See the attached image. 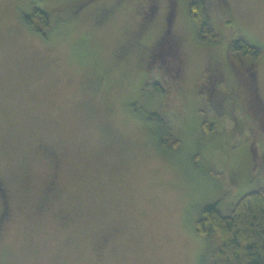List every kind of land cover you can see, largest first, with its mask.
Instances as JSON below:
<instances>
[{
	"label": "rangeland",
	"instance_id": "rangeland-1",
	"mask_svg": "<svg viewBox=\"0 0 264 264\" xmlns=\"http://www.w3.org/2000/svg\"><path fill=\"white\" fill-rule=\"evenodd\" d=\"M224 1L254 69L215 6L212 43L186 0H0V264H201L202 207L264 191V0Z\"/></svg>",
	"mask_w": 264,
	"mask_h": 264
},
{
	"label": "trees",
	"instance_id": "trees-1",
	"mask_svg": "<svg viewBox=\"0 0 264 264\" xmlns=\"http://www.w3.org/2000/svg\"><path fill=\"white\" fill-rule=\"evenodd\" d=\"M186 1L189 16L198 29L201 41L217 43L222 37L219 28L216 27L214 6L220 17L227 14L226 22L234 27L228 15V5L224 0ZM37 15L39 19L44 20L49 16L48 13L35 9L32 17ZM32 17L26 16L27 20ZM233 29L236 35L228 42V53L238 55L240 60L250 58L254 69V64L262 56V48L251 45L238 28ZM232 73L237 76L235 69ZM251 73L254 74L253 71ZM148 85L150 84L145 87ZM152 86L156 91L165 93L159 82ZM231 86L235 92H222L220 98L223 101H237L240 98V83L235 80ZM151 116L162 123L165 122L158 113ZM176 147L177 144L169 145L172 150H176ZM220 202L221 200H217L204 205L196 222V233L205 242L201 264H264V191L256 190L245 194L228 213L221 210Z\"/></svg>",
	"mask_w": 264,
	"mask_h": 264
},
{
	"label": "flooded vegetation",
	"instance_id": "flooded-vegetation-1",
	"mask_svg": "<svg viewBox=\"0 0 264 264\" xmlns=\"http://www.w3.org/2000/svg\"><path fill=\"white\" fill-rule=\"evenodd\" d=\"M155 0H147V4H146V12L148 11L147 10V8L149 9L150 8V3L151 2H154ZM151 9V11L153 10L154 12L158 9V6L155 4V5H153L152 6V8H150ZM154 12H153V14H154ZM147 14V13H146ZM147 16V15H146ZM166 22H168L167 21V17H166ZM151 56L152 55H150V58H151ZM149 62V61H148ZM42 153L44 154V156H47V157H49V159L52 161V163H53V167H54V161H55V163H57V156H59L55 151H54V149L52 148V147H45L44 149H43V151H42ZM0 188H1V190L3 191V194H4V196H6L5 194V189H4V186H3V183H2V181H1V179H0ZM48 190H49V192L50 191H53L54 190V180H52L51 182H50V185H49V187H48ZM48 192V193H49ZM6 204H7V202L5 201V203H4V201L2 202V204H1V206H2V212H1V214H2V218H4L5 217V215H6V213H7V211H8V208L7 207H5L6 206ZM42 206H44V204L42 205Z\"/></svg>",
	"mask_w": 264,
	"mask_h": 264
}]
</instances>
